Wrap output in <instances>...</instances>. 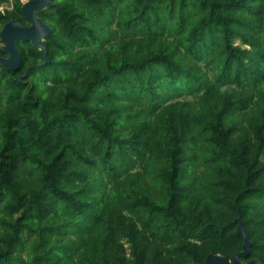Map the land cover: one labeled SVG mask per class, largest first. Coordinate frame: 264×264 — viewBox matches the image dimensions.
<instances>
[{"label":"trees","instance_id":"1","mask_svg":"<svg viewBox=\"0 0 264 264\" xmlns=\"http://www.w3.org/2000/svg\"><path fill=\"white\" fill-rule=\"evenodd\" d=\"M51 1L0 64V264L230 262L238 218L264 262V0Z\"/></svg>","mask_w":264,"mask_h":264},{"label":"water","instance_id":"2","mask_svg":"<svg viewBox=\"0 0 264 264\" xmlns=\"http://www.w3.org/2000/svg\"><path fill=\"white\" fill-rule=\"evenodd\" d=\"M52 4L51 0H26L21 5L23 14L28 18L29 24H22L17 19H10L3 24L0 30V44L2 49L7 52V56H0V64L5 67L16 70L21 63V53L17 45L18 40L29 41L32 45L42 51L44 61L39 65L43 66L48 61V48L45 38L50 33V26L36 14L37 10H43ZM30 68L27 67V70ZM24 74V75H25ZM239 219L236 232L243 236L242 248L240 251L233 253L231 261L224 256L209 253L203 263L193 264H264L258 258H250L243 261V258L249 254L251 242L248 233Z\"/></svg>","mask_w":264,"mask_h":264},{"label":"rangeland","instance_id":"3","mask_svg":"<svg viewBox=\"0 0 264 264\" xmlns=\"http://www.w3.org/2000/svg\"><path fill=\"white\" fill-rule=\"evenodd\" d=\"M21 1H26V0H21ZM10 3H4L1 7H0V10H4L5 8H10Z\"/></svg>","mask_w":264,"mask_h":264}]
</instances>
